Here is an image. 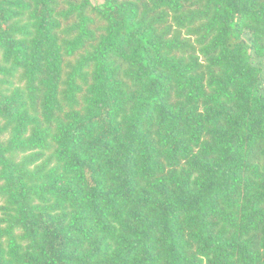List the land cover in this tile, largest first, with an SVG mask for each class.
Returning <instances> with one entry per match:
<instances>
[{"label": "trees", "instance_id": "1", "mask_svg": "<svg viewBox=\"0 0 264 264\" xmlns=\"http://www.w3.org/2000/svg\"><path fill=\"white\" fill-rule=\"evenodd\" d=\"M0 264H264V0H0Z\"/></svg>", "mask_w": 264, "mask_h": 264}, {"label": "rangeland", "instance_id": "2", "mask_svg": "<svg viewBox=\"0 0 264 264\" xmlns=\"http://www.w3.org/2000/svg\"><path fill=\"white\" fill-rule=\"evenodd\" d=\"M91 2L95 5H100L102 0H91Z\"/></svg>", "mask_w": 264, "mask_h": 264}]
</instances>
